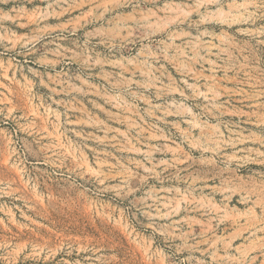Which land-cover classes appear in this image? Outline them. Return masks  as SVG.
Listing matches in <instances>:
<instances>
[{
	"label": "rangeland",
	"instance_id": "rangeland-1",
	"mask_svg": "<svg viewBox=\"0 0 264 264\" xmlns=\"http://www.w3.org/2000/svg\"><path fill=\"white\" fill-rule=\"evenodd\" d=\"M0 264H264V0H0Z\"/></svg>",
	"mask_w": 264,
	"mask_h": 264
},
{
	"label": "bare ground",
	"instance_id": "bare-ground-1",
	"mask_svg": "<svg viewBox=\"0 0 264 264\" xmlns=\"http://www.w3.org/2000/svg\"><path fill=\"white\" fill-rule=\"evenodd\" d=\"M102 14H103V13H102ZM97 16H100V15L98 14ZM97 16H96V17H97ZM94 17H95V16H94ZM104 17H106V16H104ZM97 18H98V17H97ZM97 18H96V19H97ZM106 20H107V19H106ZM95 21H96V20H95ZM78 22H79V20H78ZM79 24H80V23H79ZM83 24H84V23H83ZM73 26H74V25H73ZM80 26H81V25H80ZM102 27H103V25H102ZM61 28H63V27H61ZM74 28H75V27H74ZM81 28H82V27H81ZM52 30H53V29H52ZM95 31H96V30H95ZM91 32H92V31H91ZM98 32H99V31H98ZM98 32H97V33H98ZM58 33H59V32H58ZM71 33H72V32H71ZM77 33H78V32H77ZM85 33H86V32H85ZM95 33H96V32H95ZM91 34H92V33H91ZM98 34H100V33H98ZM89 35H90V34H89ZM51 36H52V35H51ZM92 36H93V35H92ZM98 36H99V35H98ZM81 40H82V39H81ZM86 40H87V39H86ZM84 41H85V40H84ZM87 41H88V40H87ZM100 41H101V40H100ZM83 43H84V42H83ZM100 43H101V42H100ZM88 45H89V44H88Z\"/></svg>",
	"mask_w": 264,
	"mask_h": 264
}]
</instances>
